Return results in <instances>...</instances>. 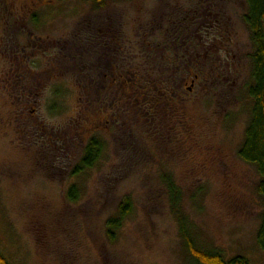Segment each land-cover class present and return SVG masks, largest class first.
Segmentation results:
<instances>
[{
	"label": "rangeland",
	"instance_id": "obj_1",
	"mask_svg": "<svg viewBox=\"0 0 264 264\" xmlns=\"http://www.w3.org/2000/svg\"><path fill=\"white\" fill-rule=\"evenodd\" d=\"M246 8L0 0V252L10 264H195L165 178L198 247L264 264L259 177L237 155L251 107ZM113 66L132 83L104 79ZM92 138L102 152L74 176ZM125 198L132 212L109 242Z\"/></svg>",
	"mask_w": 264,
	"mask_h": 264
},
{
	"label": "trees",
	"instance_id": "obj_2",
	"mask_svg": "<svg viewBox=\"0 0 264 264\" xmlns=\"http://www.w3.org/2000/svg\"><path fill=\"white\" fill-rule=\"evenodd\" d=\"M102 9L111 0H91ZM246 12L243 21L248 29L253 51L251 59L252 83L248 87V96L251 100L249 119L244 131L242 143L237 155L244 163L255 168L259 177L256 192L264 203V0H245ZM128 85L129 82L122 81ZM121 82V83H122ZM124 85V86H125ZM41 91V90H39ZM138 91H142L138 89ZM143 94V93H142ZM102 152V143L92 138L86 144L80 163L74 167L72 174L78 175L94 166ZM169 191V208L177 221L179 233L189 257L195 264H248L243 256L230 259L217 251L202 250L191 237V232L186 215L181 210V192L170 178H165ZM67 198L75 202L79 198L76 186L71 185L67 190ZM132 206L128 198L123 199L117 208V214L110 217L106 223V237L109 242L116 239L117 232L122 227L125 219L131 214ZM256 245L264 251V211L260 215V223L256 231ZM0 264H10L0 252Z\"/></svg>",
	"mask_w": 264,
	"mask_h": 264
},
{
	"label": "flooded vegetation",
	"instance_id": "obj_3",
	"mask_svg": "<svg viewBox=\"0 0 264 264\" xmlns=\"http://www.w3.org/2000/svg\"><path fill=\"white\" fill-rule=\"evenodd\" d=\"M34 1V0H33ZM88 59V58H87ZM90 64V63H89ZM87 65V67H89L90 65ZM85 65V64H84ZM111 73H109V75L108 74H103V78L104 79H107V81L108 82H110L111 84H115V82H119V83H121V80L123 79L124 80V82H130V83H132V79H131V77L133 76V75H131V74H128L127 72H126V74L125 75H122V74H120V72H119V69H118V67L117 68H115V66H113V69H111ZM19 73H20V76H16V77H18L19 78V80L20 81H22V76H21V71L19 70ZM23 73H24V71H23ZM110 77V78H109ZM193 77L196 79L197 78V74H194L193 75ZM26 78L28 79V77L26 76ZM50 79V77H48V80ZM122 80V81H123ZM44 81V83L46 82V80H43ZM85 81V80H84ZM87 88V87H86ZM162 87L160 86L159 87V94L160 95H162L163 93H162ZM40 89H37V91H39ZM158 90V89H157ZM168 90V89H167ZM188 90H190V88H188ZM86 94H88V92L86 91L85 92ZM111 101H113L112 99H110ZM138 101V99H135V102H137ZM136 105H138V104H136ZM135 106V105H134Z\"/></svg>",
	"mask_w": 264,
	"mask_h": 264
}]
</instances>
